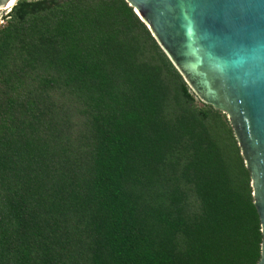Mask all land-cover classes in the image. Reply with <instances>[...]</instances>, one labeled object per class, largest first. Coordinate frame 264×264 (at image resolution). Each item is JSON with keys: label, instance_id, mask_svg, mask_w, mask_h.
I'll return each mask as SVG.
<instances>
[{"label": "trees", "instance_id": "1", "mask_svg": "<svg viewBox=\"0 0 264 264\" xmlns=\"http://www.w3.org/2000/svg\"><path fill=\"white\" fill-rule=\"evenodd\" d=\"M1 19L0 264H257L234 129L126 0Z\"/></svg>", "mask_w": 264, "mask_h": 264}, {"label": "water", "instance_id": "2", "mask_svg": "<svg viewBox=\"0 0 264 264\" xmlns=\"http://www.w3.org/2000/svg\"><path fill=\"white\" fill-rule=\"evenodd\" d=\"M126 1L199 98L227 113L251 175L264 264V0Z\"/></svg>", "mask_w": 264, "mask_h": 264}, {"label": "rangeland", "instance_id": "3", "mask_svg": "<svg viewBox=\"0 0 264 264\" xmlns=\"http://www.w3.org/2000/svg\"><path fill=\"white\" fill-rule=\"evenodd\" d=\"M15 2H16V0H15ZM14 2V3H15ZM9 9L7 8V9H3V8H1L0 9V19H1V17H2V15H4L7 11H8ZM5 22H3L2 21V19H1V21H0V26H2L3 24H4ZM153 34V33H152ZM154 36V35H153ZM155 37V36H154ZM164 50V49H163ZM166 53V52H165ZM167 54V53H166ZM168 56V55H167ZM169 57V56H168ZM187 82V81H186ZM187 84H188V82H187ZM188 86H189V88H190V90L194 93V96H195V100H196V105L198 106V107H203V108H205V107H207V103L206 102H204L201 98H199V96L193 91V89L190 87V85L188 84ZM221 115L222 116H224V119H225V121L228 123V125L229 126H231V124H230V120H229V118H228V115H227V113L225 112V111H222L221 110ZM232 132H234V131H232ZM234 134V138L236 137L235 136V133H233ZM236 144H237V146H239V143L238 142H236ZM240 154H242L241 153V151H240ZM243 164H244V166H245V168H247V166H246V163H245V160L243 161ZM250 185H251V180H250Z\"/></svg>", "mask_w": 264, "mask_h": 264}, {"label": "bare ground", "instance_id": "4", "mask_svg": "<svg viewBox=\"0 0 264 264\" xmlns=\"http://www.w3.org/2000/svg\"><path fill=\"white\" fill-rule=\"evenodd\" d=\"M14 2H15V0L13 2L9 3V4H6V6H7L6 8L11 7L14 4Z\"/></svg>", "mask_w": 264, "mask_h": 264}]
</instances>
